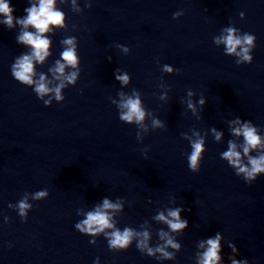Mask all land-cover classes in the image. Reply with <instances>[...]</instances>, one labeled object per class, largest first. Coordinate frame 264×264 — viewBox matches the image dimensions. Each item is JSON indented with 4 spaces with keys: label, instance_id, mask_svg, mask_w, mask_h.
<instances>
[{
    "label": "water",
    "instance_id": "95a60500",
    "mask_svg": "<svg viewBox=\"0 0 264 264\" xmlns=\"http://www.w3.org/2000/svg\"><path fill=\"white\" fill-rule=\"evenodd\" d=\"M9 3L16 18L30 6ZM54 8L64 26L49 25V55L33 61V80L61 82L53 70L63 40L74 37L78 65L65 74L78 75L60 101L52 93L38 99L34 85L12 77V65L32 49L17 41L20 26L9 30L0 16V264H198L201 242L218 232V264H230L229 256L264 264V173L249 182L222 158L232 141L247 164L243 137L232 132L238 118L264 144V0H55ZM228 27L256 37L250 64L216 43ZM137 96L144 120L122 121L121 101ZM200 139L193 173L188 156ZM39 191L47 196L33 199ZM25 199L31 207L21 217ZM104 199L119 205L107 210L113 228L80 233L75 225ZM176 208L188 227L172 231L156 217ZM125 228L131 244L110 250L105 233ZM145 231L152 256L136 247L143 237L135 233Z\"/></svg>",
    "mask_w": 264,
    "mask_h": 264
},
{
    "label": "clouds",
    "instance_id": "9594fccd",
    "mask_svg": "<svg viewBox=\"0 0 264 264\" xmlns=\"http://www.w3.org/2000/svg\"><path fill=\"white\" fill-rule=\"evenodd\" d=\"M75 3V0H73ZM55 0H36L35 3L29 0V7L24 9L25 15L21 18H16L13 16L14 8L10 6L9 0H0V16L4 17L2 23L9 30L14 26L18 25L21 28V33L17 37L19 43L30 46L32 51L29 55H23L16 60V62L11 67V75L16 81L23 85L32 86L34 85V92L38 99H43L45 95L50 93L54 94L55 99L60 101L64 99L61 95V89H63L67 84H74L78 75L77 71H70L65 74V68L76 69L78 65V59L76 54L75 38L69 37L63 40L65 45L64 50L61 53L62 61H56V67L54 71V78L61 81L56 87H48L49 81L45 80L43 75L40 76L39 80L34 81V71H33V61L37 63L43 62L45 57L49 55V39L44 36L46 32L50 31L49 25L53 26H64V13L56 10L54 8ZM85 7H91L89 3ZM244 14V13H243ZM176 13L173 14V19H175ZM15 20V25L13 21ZM31 27L35 31H28ZM224 35L216 39V43H223L225 45V51L227 54H235L240 57L236 61L237 64L244 62L251 63L253 57L249 55V52L254 47L253 42L256 37L249 33H243L242 35L237 34L238 29L234 27H228L223 30ZM239 48V51L237 49ZM127 50V49H125ZM109 59H111L109 57ZM164 70L171 72L172 69L165 65ZM122 84H126L129 80L127 75H117L115 77ZM66 82V83H65ZM191 95V93H189ZM50 100H44V104L48 105ZM203 104V100L200 101ZM124 111L120 114V119L125 122L135 121L137 124L145 118V111L141 108V102L139 97H128L123 99L119 105ZM189 108H193L191 102L188 104ZM194 110V109H193ZM154 124H158V121H154ZM235 124L240 125L232 129L235 136L243 137V155L247 157V164L243 163L241 153L237 151V145L232 141L228 143V150L222 153V158L227 161V163L236 169L237 174H243L245 180L251 182L254 181L258 174L264 173V153L258 156H249L251 151H255L259 148H264V144L261 143V137L257 134L256 128L250 126L249 122H244L240 124L239 118L234 121ZM217 140H219V134H216ZM203 151V140H195L191 142V153L188 156V168L191 169L193 173L198 172L200 168L201 153ZM47 196L45 191H39L34 194L33 199H41ZM19 215L21 217H26L27 210L31 207L25 200L19 201L18 205ZM119 205L112 204L108 199H104L101 206H97L94 211H90L86 214V218L80 223L75 225L76 229L80 233H87L95 235L97 233L103 232L105 229H112L113 224L109 222V209L118 208ZM181 208H176L169 210L166 218L163 213L159 214L156 219L163 221L168 225L172 231H177L181 229H186L188 227V222L186 219L180 218ZM108 239L109 249L116 250H126L131 244L134 233L132 230L125 228L123 232L120 230H114L110 233H105ZM137 236H142L143 239L139 240L136 247L143 252L147 249V255L152 256L154 250L148 246L149 234L148 232L135 233ZM167 233L161 232V239L165 240L166 245L172 247H178V245L173 243L172 239H166ZM221 234L218 232L213 238H208L206 241L201 242V247H204L206 243L207 247L203 251L198 264H218L221 260ZM233 253L237 252V248L234 245H229ZM155 252H160L166 258L171 257V253L166 252L164 247L158 246L155 248ZM230 264H247L246 260L237 261L228 257Z\"/></svg>",
    "mask_w": 264,
    "mask_h": 264
}]
</instances>
